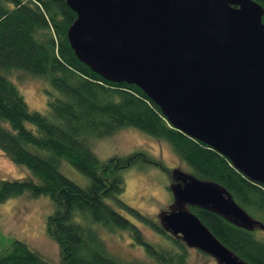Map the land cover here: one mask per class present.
<instances>
[{
    "label": "trees",
    "instance_id": "1",
    "mask_svg": "<svg viewBox=\"0 0 264 264\" xmlns=\"http://www.w3.org/2000/svg\"><path fill=\"white\" fill-rule=\"evenodd\" d=\"M254 1L264 8V0ZM76 19L66 0H0V150L35 177L0 180V204L24 195L48 197L53 202L47 230L60 247L59 264H140L112 254L95 225L130 231L134 242L142 244L160 264H186L187 247L181 239L170 234L160 220L121 200L126 188L124 172L146 165L168 171L165 162L141 149L102 162L94 151V142L134 128L169 143L177 157L193 169L191 175L222 187L253 220L264 225V185L250 181L217 151L175 129L140 88L108 82L79 61L68 39ZM15 72L47 83V114L30 110L10 78ZM64 162L86 183L64 174ZM119 209L150 225L163 237L162 242L155 246L147 241ZM188 209L238 258L264 264V241L255 232L213 211ZM0 264L50 263L16 240L0 256Z\"/></svg>",
    "mask_w": 264,
    "mask_h": 264
},
{
    "label": "water",
    "instance_id": "2",
    "mask_svg": "<svg viewBox=\"0 0 264 264\" xmlns=\"http://www.w3.org/2000/svg\"><path fill=\"white\" fill-rule=\"evenodd\" d=\"M83 64L104 80L140 88L167 121L264 185V8L254 0H66ZM175 211L160 222L217 264H249L188 209L213 211L255 232L219 185L170 172Z\"/></svg>",
    "mask_w": 264,
    "mask_h": 264
},
{
    "label": "rangeland",
    "instance_id": "3",
    "mask_svg": "<svg viewBox=\"0 0 264 264\" xmlns=\"http://www.w3.org/2000/svg\"><path fill=\"white\" fill-rule=\"evenodd\" d=\"M10 78L19 86L30 110L47 114L49 87L43 79L20 72L11 74ZM93 145L96 155L102 162L114 157L122 158L141 149L164 161L168 171H181L188 175L193 173V169L177 157L169 143L158 141L134 128L123 129L113 137L96 141ZM62 169L64 174L80 184L86 183L85 178L69 163L64 162ZM168 171L146 165L142 169L135 168L124 172L126 188L121 200L130 208L139 210L158 222L163 213L176 210L173 193L169 190L171 176ZM27 178L35 179L28 168L15 164L0 150V180ZM119 211L139 227L146 240L152 242L151 244L156 246L162 242L163 237L150 225L135 220L128 211L120 209ZM53 213L54 204L48 197L32 199L29 195H24L0 204V256L6 254L17 240L27 244L50 264H59L60 247L47 230L48 218ZM95 227L112 254L131 262L138 261L140 264H160L149 257L142 244L134 242L130 231H109L99 225ZM254 234L257 239L264 241V231L256 230ZM186 249V264H217L212 257L196 248Z\"/></svg>",
    "mask_w": 264,
    "mask_h": 264
}]
</instances>
